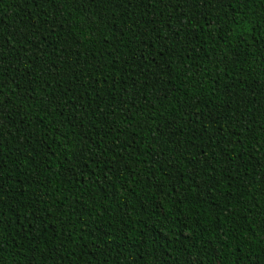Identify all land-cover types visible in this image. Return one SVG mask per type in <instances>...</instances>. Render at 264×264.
<instances>
[{
    "label": "trees",
    "instance_id": "1",
    "mask_svg": "<svg viewBox=\"0 0 264 264\" xmlns=\"http://www.w3.org/2000/svg\"><path fill=\"white\" fill-rule=\"evenodd\" d=\"M0 264H264V0H0Z\"/></svg>",
    "mask_w": 264,
    "mask_h": 264
}]
</instances>
